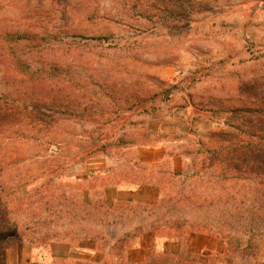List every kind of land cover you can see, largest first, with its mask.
I'll return each instance as SVG.
<instances>
[{
  "label": "rangeland",
  "instance_id": "obj_1",
  "mask_svg": "<svg viewBox=\"0 0 264 264\" xmlns=\"http://www.w3.org/2000/svg\"><path fill=\"white\" fill-rule=\"evenodd\" d=\"M0 47V95L58 103L0 96V264H264V0H0Z\"/></svg>",
  "mask_w": 264,
  "mask_h": 264
},
{
  "label": "crops",
  "instance_id": "obj_2",
  "mask_svg": "<svg viewBox=\"0 0 264 264\" xmlns=\"http://www.w3.org/2000/svg\"><path fill=\"white\" fill-rule=\"evenodd\" d=\"M130 201V200H129ZM129 201H126L127 204H130ZM155 231H148L151 234L152 239L156 238L154 233ZM109 237L114 244L119 245L120 241H128L131 237L130 235H125L120 238L119 233L112 232L103 234ZM101 233H97L96 231H88L82 235H70L68 237H63L61 239H55V241L51 242L47 245V253L48 256L51 257L53 262H72L74 264H108L107 253L105 249L99 247L101 244V240H103L104 236ZM99 243V244H98ZM124 244L122 245V250H120V259L122 264H147L149 262V257L144 261L139 260H125L123 259V254L127 250L123 249ZM104 253V254H103ZM181 254V253H180ZM159 257H167V256H177V253L171 254L165 251H162L158 254ZM104 257V258H103Z\"/></svg>",
  "mask_w": 264,
  "mask_h": 264
},
{
  "label": "trees",
  "instance_id": "obj_3",
  "mask_svg": "<svg viewBox=\"0 0 264 264\" xmlns=\"http://www.w3.org/2000/svg\"><path fill=\"white\" fill-rule=\"evenodd\" d=\"M9 55L11 56V58L9 60L7 59L8 60L7 61L6 57H5V50H3L0 47V65L1 64L4 65V63L6 62L7 66H8V63L10 62V64L14 68H16L17 70L19 69L20 71H22V69L26 68V64L27 63H25L24 61L21 60V58L19 57L17 49H10L9 50ZM0 96H1V98L4 97V98H6L8 100H12L14 103L22 102V103H25L26 105L39 107V108H43V109H49V110H53V108L57 107V105H58V103L56 101V97L53 96L50 93H48V94L46 93L45 94L43 89H38L35 93H31V94H29L28 92L25 93V94L24 93L23 94H19L17 97H12V94H5V93H2V95H0ZM27 102H29V103H27ZM119 143H120V141H119ZM247 144L251 145L250 143H247ZM209 230H211V231L212 230H216V231H212L213 234L215 235V233L218 232L219 235H221L222 240H224L226 242L227 250H226L225 254L227 256L230 253H231L230 255H232V252L234 251L233 248H234L235 245L236 246H240L239 240L233 242L232 236L231 235H224L223 232H225V230H223L222 228L218 227L217 229L214 228V229H209ZM120 242H123V241H120ZM247 244H249L248 247L249 246L251 247L252 246V240L251 239L247 240ZM184 253L185 252L183 251V253H181V254H179L177 256L178 257H182L184 255ZM166 258H169V256H167V257H159L157 260H153L152 262H155L154 264H162V260L161 259H166ZM148 263H150V262H148ZM171 263L172 262L167 263V264H171Z\"/></svg>",
  "mask_w": 264,
  "mask_h": 264
}]
</instances>
